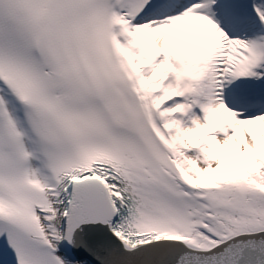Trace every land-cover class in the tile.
Masks as SVG:
<instances>
[{"label": "snow or ice", "instance_id": "1", "mask_svg": "<svg viewBox=\"0 0 264 264\" xmlns=\"http://www.w3.org/2000/svg\"><path fill=\"white\" fill-rule=\"evenodd\" d=\"M0 264H264V0H0Z\"/></svg>", "mask_w": 264, "mask_h": 264}]
</instances>
